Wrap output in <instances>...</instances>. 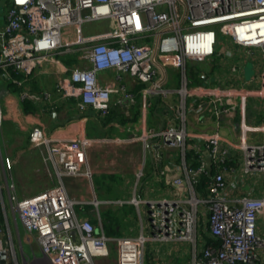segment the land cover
<instances>
[{"label": "built area", "instance_id": "1", "mask_svg": "<svg viewBox=\"0 0 264 264\" xmlns=\"http://www.w3.org/2000/svg\"><path fill=\"white\" fill-rule=\"evenodd\" d=\"M95 21H107L109 28L85 33L84 25ZM73 28L76 38L66 42L64 34ZM220 37L261 50L263 84L247 94L264 97V0H10L6 13L0 15V73L23 87L26 78L18 79L14 73L31 76L54 54L79 49L89 65L74 67L69 77L59 79L58 87L64 96L77 97L81 109L92 107L105 114L111 107L112 94L125 92V74L146 85L142 97L147 104L151 95L167 96L176 91L161 84L165 65L173 63L185 70L188 60L213 57ZM111 69L116 70L120 83H100L99 73ZM178 91L187 94L188 85L185 83ZM20 96L22 100L39 98L28 90ZM196 106L198 112L210 110L217 116L232 109L221 98L200 100ZM2 119L0 99V122ZM150 136H160L168 146L186 149L184 127L163 128L152 131ZM29 140L44 148L43 161L54 168L60 182L26 198L16 195L14 185H6L12 208L26 231L36 236L44 257L52 264H96L97 258L109 254L112 241L118 249V264H146L150 244L166 246L175 242H187L193 247V259L188 264H264V141L249 142L243 126L238 143L244 153V174L262 178V196L230 198L227 167L222 165L227 149L215 133L207 137L206 144L220 168L210 180L208 196L193 193L187 198L136 199V204L145 206V224L138 235L119 238L107 236L88 218L79 217L75 206L84 201L70 196L62 182L64 176L91 177L87 150L94 139H56L34 125ZM11 167L12 160L8 158L5 168ZM207 172L203 160L198 169L187 171L191 190L201 173ZM184 181L180 177L174 180L176 184ZM2 189L0 181L3 201ZM201 205L209 211L204 229L218 243L207 244L199 255L195 245ZM4 251L16 257L8 225L0 227V257Z\"/></svg>", "mask_w": 264, "mask_h": 264}, {"label": "crops", "instance_id": "2", "mask_svg": "<svg viewBox=\"0 0 264 264\" xmlns=\"http://www.w3.org/2000/svg\"><path fill=\"white\" fill-rule=\"evenodd\" d=\"M9 1L6 0L0 11L1 17L6 13ZM104 27L107 30L109 23ZM91 28L87 26L86 32ZM75 38L74 28L67 29L64 40L69 42ZM80 52L75 49L72 53L54 54L18 90L9 87L10 81L0 73L3 111L0 181L3 184L5 225H8L16 250V257L8 256V264H20V259L22 264H52L44 257L36 236L26 231L17 211L12 208L6 185V182L14 185L16 195L26 198L60 182L54 168L43 161L44 148L32 145L29 140L34 125L41 126L56 139H94L87 150L91 177L64 176L62 182L70 196L84 201L75 206L78 216L88 218L99 231L104 230L111 238L140 233L145 224L146 209L143 204H136V199L187 198L193 193L208 196V190H197L195 185L191 190L186 178L187 171L198 169L202 160L207 164V171L213 170V175L218 172L220 167L213 162L206 144L207 137L215 133L220 135L221 145L227 149L226 161L222 165L227 167L225 179L230 198L263 195L262 178L253 179L244 174V153L238 143L242 126L249 142L264 141V97L247 94L250 90L260 89L263 84L261 50L241 46L230 37L224 38L223 43L218 42L213 57L203 61L188 60L185 70L179 66L171 67L161 84L176 91L173 95L168 94L169 97L151 95L147 104L142 97L146 85L125 74L122 83L126 90L112 94L111 107L105 114L92 107L81 109L77 97L64 96L58 87L59 79L69 77L74 67L89 65L81 58ZM116 75L115 69L104 70L98 79L103 84L113 82L118 85ZM185 83L189 92L182 94L178 90ZM23 90L39 97L30 100L35 106L32 111L25 110L20 96ZM212 98L224 99L232 109L222 116L210 110L203 113L196 110L197 102ZM172 126L184 127L187 131L185 151L168 146L160 136H150L152 131ZM8 158L12 160V167L6 170ZM179 177L185 181L176 184L174 180ZM95 200L99 203L95 204ZM208 214L207 206L201 205L198 224L202 231L200 233L198 229L195 245L199 255L200 250L212 241L204 229L208 226ZM111 244H115L112 254L118 264L116 243L112 241L110 247ZM193 253V247L187 242L166 246L150 244L146 250V264H188ZM106 257L97 258L96 264L104 263Z\"/></svg>", "mask_w": 264, "mask_h": 264}, {"label": "trees", "instance_id": "3", "mask_svg": "<svg viewBox=\"0 0 264 264\" xmlns=\"http://www.w3.org/2000/svg\"><path fill=\"white\" fill-rule=\"evenodd\" d=\"M13 76L18 78V79L26 78V80H28V78L30 77V76L23 77L22 75L16 74V73H14ZM9 87L16 88L17 90L22 88V87L18 86L17 84H15V83H13L11 81L9 82ZM23 104H24L25 110L27 112L32 111V110L35 109L34 104L30 100H24ZM211 176H213V170L208 171L206 174L205 173L201 174L200 177H199V181L195 184V188L197 190H201V191H206L207 192L208 185H209L210 180H211ZM0 227H2V228L5 227L4 205H3V201H2V196H0ZM211 240H212L211 243L212 242L218 243L216 241V239H214V238H211Z\"/></svg>", "mask_w": 264, "mask_h": 264}, {"label": "rangeland", "instance_id": "4", "mask_svg": "<svg viewBox=\"0 0 264 264\" xmlns=\"http://www.w3.org/2000/svg\"><path fill=\"white\" fill-rule=\"evenodd\" d=\"M7 2H8V0H7ZM5 3H6V0H0V11L3 9V6L5 5ZM105 24H107V21H95L93 23H88V24L84 25V31H85V33H93V32L103 31L105 29V27H104ZM87 26L92 27L91 28V31H89V32L87 31L86 32V29L85 28ZM77 33H79L78 30H77ZM223 40H224L223 37H220L219 38V42H222L223 43ZM173 66H176V65L173 64V63H169L168 65H166L165 66L166 72H168L170 70V68L173 67ZM171 95H173V94H171ZM171 95H169V96H171ZM169 96H167V97H169ZM75 198H77V197H75ZM201 231H202V226L200 225L199 226V232L201 233ZM22 234H23V239H24L25 232L23 231ZM16 242H17V239H16ZM114 246H115V244H111L110 252H109V254L106 257L105 262L102 263V264H115V261L113 259V254H112L113 251H114V249H115ZM153 246H155V245H153ZM24 247H25L26 251L29 250V247L26 244L24 245ZM37 251H38V255H40L39 254L40 251L38 249H37ZM20 264H22V260L21 259H20ZM98 264H101V262H98Z\"/></svg>", "mask_w": 264, "mask_h": 264}, {"label": "water", "instance_id": "5", "mask_svg": "<svg viewBox=\"0 0 264 264\" xmlns=\"http://www.w3.org/2000/svg\"><path fill=\"white\" fill-rule=\"evenodd\" d=\"M0 262L1 264H8V253L7 251H4L1 255V258H0Z\"/></svg>", "mask_w": 264, "mask_h": 264}]
</instances>
